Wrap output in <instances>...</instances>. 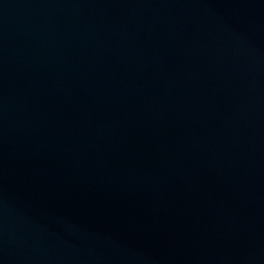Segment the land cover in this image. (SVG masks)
Here are the masks:
<instances>
[{
    "label": "water",
    "instance_id": "obj_1",
    "mask_svg": "<svg viewBox=\"0 0 264 264\" xmlns=\"http://www.w3.org/2000/svg\"><path fill=\"white\" fill-rule=\"evenodd\" d=\"M0 264H264V0H0Z\"/></svg>",
    "mask_w": 264,
    "mask_h": 264
}]
</instances>
